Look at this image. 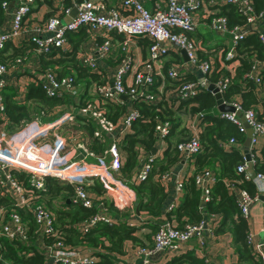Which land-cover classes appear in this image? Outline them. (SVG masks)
Returning a JSON list of instances; mask_svg holds the SVG:
<instances>
[{
    "label": "built area",
    "instance_id": "2783aa9c",
    "mask_svg": "<svg viewBox=\"0 0 264 264\" xmlns=\"http://www.w3.org/2000/svg\"><path fill=\"white\" fill-rule=\"evenodd\" d=\"M31 3L32 0H17L10 12L9 30L0 32V48L7 40L16 38L20 34L22 22L29 13ZM224 4L233 5L237 14L243 18V22L228 26L227 19L223 15L211 13L207 16L206 21L210 30L228 36L225 50L223 49V60H232L237 43L249 34H255L264 47V28L258 30L255 25L264 16V5L256 12L250 0H165L162 7L158 6L153 10L146 9L139 0H120L119 7L114 9H105L96 0H80L75 4L74 15L67 21H61L59 15H51L44 20L42 26L33 29L34 32L29 40L35 45V51L47 53L53 48L62 49L66 44L68 32H74L81 27L90 32L102 29L105 39L95 48L96 55L102 57L109 51V33L111 32L121 35L124 42L133 36L147 38L149 42L147 57L140 68H133L131 59H122L113 69L110 81L93 83L91 91L104 100L115 101L125 97L155 103L159 99V94L154 95L149 91L153 83V64L167 53L169 45L183 49L187 61L191 64L197 63V66H194L198 67L203 74L206 75L212 71L211 60H198L195 45L186 34L193 32L195 28L193 11L203 6L218 10V7ZM7 5V2H1L3 9ZM68 11L67 8L63 9L64 14ZM19 61V58H15L12 65L0 63V114L4 110L1 90L9 83L5 74L8 68L13 67ZM81 62L90 68L95 67L94 60L89 56L83 57ZM231 69H227L229 73ZM260 71H264V59H251L249 70L243 74V77L259 85L261 83ZM180 74L176 67L166 70V75L174 80L178 79ZM126 76H129L127 81H125ZM36 79L35 84L40 86L46 96H58L61 93L76 95V88L72 82L74 79L71 76L58 77L55 72L46 69ZM227 82L228 77H223L213 83L219 94L226 89ZM208 84L206 77H202L181 83L174 91L178 98L184 99L197 93L201 88H206ZM223 103L232 106L233 111L220 112L219 117L228 120L239 132H243L245 130L243 122L235 113L237 112L251 129L246 150L252 167L254 159L258 156L259 140L264 137V121L256 118L252 108H241L238 101L223 100ZM76 115L91 119L96 124L94 136L103 140L113 132H116L117 136H122L129 130L130 123L137 113L135 110H130L123 115L118 125H114L99 109L86 102L77 108H69L50 120L42 122L35 118L29 124L25 123L10 133L0 131V190L13 199V207H25L31 200L33 191L25 190L22 184L11 176L10 171L24 174L27 177L28 186L34 190L42 189L43 181L47 177L73 186V203L85 209L93 206L86 187L90 186L92 181L97 180L111 201L117 203L118 196L121 191H125V188L115 179L120 167V156L117 154L114 142H110L102 156L97 157L87 149L78 136L63 135L60 132L62 126L73 122ZM190 127L192 129L191 138L176 144L181 162L191 159L200 149L196 130L192 125ZM153 128L156 137L162 139L168 133L169 123L157 120ZM232 144H234V139L228 138L223 143L224 149ZM160 145L161 141L156 145L155 151L160 149ZM240 148L243 150L242 146ZM107 155L109 160L103 162ZM150 159L149 155L141 159L135 175L136 181H142L145 178L149 170ZM242 160L243 162L236 167V171L242 173L243 177L248 180L247 162L243 157ZM169 174L170 171L160 178L164 179ZM193 182L201 192V201L208 202L210 200L209 189L214 183L213 176L208 172H203L195 175ZM251 182L255 188V193L251 196L243 190L232 188L231 185L227 190L233 194L236 190L235 202L243 219L248 217L250 206L255 202H260L261 233L264 237V173L253 174ZM175 184L177 193L182 189V178H179ZM172 207L173 204L168 206L167 210ZM95 210L88 220L74 228L79 232H86L96 224L110 226L118 223L117 216L111 215L102 202L95 205ZM32 217L39 233L53 240L49 243L50 245L43 246L47 264H93L96 262L97 259L83 253L79 248L69 247L58 241L60 240L59 234L52 228V218L43 207L40 205L34 207ZM215 217L211 214L204 215V219L196 225H185L181 230H177L174 225L167 222L161 223L152 236V245L136 249L140 264H160L159 257L162 254H176L193 239L202 245L205 242L203 235L211 234L212 224L216 223ZM25 232V226L19 215L14 211L7 214L0 207V237L8 241L24 242ZM246 240L248 243L249 236ZM204 264H212V262L204 258Z\"/></svg>",
    "mask_w": 264,
    "mask_h": 264
},
{
    "label": "trees",
    "instance_id": "16d2710c",
    "mask_svg": "<svg viewBox=\"0 0 264 264\" xmlns=\"http://www.w3.org/2000/svg\"><path fill=\"white\" fill-rule=\"evenodd\" d=\"M2 1L9 4L12 0H0V26L4 21ZM250 1L256 12L261 10L264 5V0ZM218 8V14L226 17L228 26L243 22V18L237 14L233 5L224 4ZM186 35L188 37V34ZM28 43L29 47L35 50V45L30 40H28ZM148 43V41H145V44L148 45ZM225 47L226 45L219 49V58L217 60L215 58V63H212V71L205 75L207 81L216 82L218 79L228 77L227 87L221 93L222 99L227 102L238 101L241 108L253 109L256 104H260L262 111L260 113L255 109V115L259 121H264L262 119V116H264V98L259 100L255 95L254 83L243 77V74L249 70L251 59H264V47L255 34H249L237 43L234 49L235 56L230 61H225L222 58ZM44 54L41 53V55ZM23 55L20 51H13L12 54L4 57L2 51H0V63L12 65L15 58H21ZM197 58L200 59L199 56ZM235 61L237 67L231 69L228 65ZM55 62H59V60ZM48 64L45 61L43 69ZM226 69H231V72L229 73ZM77 70H79L80 75L88 77L89 80L85 82L86 85L93 80H95L93 82L95 84L106 82L96 81L99 78L92 73L83 72L85 71L84 68L79 67ZM56 75L60 77L62 74L56 73ZM259 75L264 83V71H260ZM78 80L79 77L76 76L72 81L73 84L75 85ZM189 81L194 80L182 74L176 80L168 76L165 78L168 88H172L175 95L173 101L176 102V109L173 108V102L167 104L159 92L153 91L154 84L149 87V91L154 95L159 94V99L155 103L144 99L128 98H118L115 101L104 100L96 95H88L87 90L77 96L78 98L74 101L73 95L61 93L58 96H46L38 84H29L22 102L17 103L8 94L4 96V110L0 114V130L15 131L21 125L23 126L33 114L35 116L37 113H41V120L47 121L54 118L53 112L55 109H58L54 114L56 117L61 112H65L72 107L81 106L86 102L99 109L114 125L119 124L125 113L135 110L137 115L131 121L129 130L122 135L117 143L123 162L117 170L116 178L133 193L134 202L137 203V211L153 218L158 217L160 213H163L167 219L173 217L172 219H175L178 223L175 227L177 230H181L185 225H196L204 219V215L217 216L220 221L214 231L216 234L226 230L230 233L232 245L238 258L237 261L239 263L261 264L259 260H254L250 254L246 240L245 221L236 206L234 194L229 193L227 190L228 186L231 185L232 188L243 190L250 196L255 193L251 178L249 177L246 180L242 173L236 171V167L243 162L239 146L243 142V134L228 120L211 114L210 110L214 108L215 101L213 95L205 88H201L197 93L187 98H178L174 91L175 88L178 89L181 83ZM233 98L235 100H232ZM128 104L131 106L129 110H127ZM178 111L186 114L187 118L191 119L189 122H194L200 149L192 157L194 172L189 178L182 179V188L185 191L182 202L175 210L172 207L165 212L166 195L159 179L162 175L168 173L171 167L181 161L176 150V144L189 140L192 136L188 128V130L183 127L177 129L180 124ZM157 120L169 123L168 133L162 139L157 138L154 134L153 127ZM95 128L96 124L91 119L76 115L73 122L62 126L60 132L78 136L90 152L97 157H101L106 149L105 141L108 142V138L110 142H117V140L110 136L107 140H105V137L103 140L99 139L93 134ZM228 138H233L234 144L224 149L223 143ZM159 141H161L160 153L157 155L154 153L150 156L149 170L145 178L142 181H136L135 175L141 159L147 156L152 148H156ZM259 155L260 157L254 159V164L251 167L254 174L264 173V140ZM144 161L146 160L144 159ZM203 172L211 174L214 183L209 189L210 200L203 203L202 207L201 192L194 185L193 177ZM10 174L18 183L22 184L25 190H32L33 196L25 207L18 208L13 207V199L0 190V207L7 214L10 211L16 212L26 231L24 242L8 241L0 237V264H47L43 246L50 245L49 243L53 240L49 236L41 235L34 223L32 209L38 205L43 207L51 216L52 228L59 234L60 240L58 241L69 247H77L83 253L97 259L93 264H113L108 258L109 254H120L122 243L126 240L137 242L136 238L133 237L137 229L124 224L115 226L96 224L86 232H79L78 229L74 228V226L88 220L94 214L96 211L95 205L98 202H102L111 215L117 216V212L111 204L98 201L92 208L85 209L73 203L74 188L69 184L47 177L43 181V188L34 190L28 186L27 177L24 174L15 171H10ZM86 191L92 192L97 198H103V190L96 181H92L90 186L86 187ZM148 226L153 236L158 229V225ZM40 244H42L41 247ZM165 264L204 263L193 255L186 254L173 257Z\"/></svg>",
    "mask_w": 264,
    "mask_h": 264
},
{
    "label": "crops",
    "instance_id": "0c3cea01",
    "mask_svg": "<svg viewBox=\"0 0 264 264\" xmlns=\"http://www.w3.org/2000/svg\"><path fill=\"white\" fill-rule=\"evenodd\" d=\"M76 0H32L30 5L29 13L26 15L22 22L20 34L16 38H12L7 40L3 46L0 48L2 51V55L6 57L7 55L12 54L13 51H20L24 54L18 63H15L13 67L8 68L5 77L8 80V84L4 89L1 90L2 96H6L7 94L12 96L17 103L22 102L26 93V88L29 84H35L37 80L36 77L41 74L46 69H49L55 73H61V76H71V77H79V80L75 84L76 95H73V100L76 101L77 96H79L82 92L87 90L88 95H96L91 91V87L93 81H89L86 85V81L89 80L88 77L84 75H80L79 70L77 68H84L85 73H92L97 76L99 79L96 81H110L111 74L115 66L120 62V60L128 58L131 59L133 68H140L143 64V61L147 57V42L148 39L141 36H133L130 37L125 42L121 35L115 33H109L110 37V48L109 51L102 57H98L95 52L96 46L101 43L105 37L103 34V30L99 29L94 32L86 31L84 27L77 29L74 32H68L66 34V44L62 49L53 48L48 54L45 53L41 55V53L32 50L29 47L28 40L34 32L35 27L42 26L44 20L51 15H59L61 21H67L71 15L70 11L72 7L75 6ZM103 5L105 9L117 8L119 7L120 0H96ZM141 4L148 10H153L154 8L162 7L164 5L165 0H139ZM205 1V0H203ZM17 0H13L12 6L10 3L7 5L4 12V21L0 26V32H7L10 27V12L14 8ZM69 9L67 14L63 13V9ZM218 10L212 9L211 7H201L197 10L193 11V15L195 18V28L194 31L188 34V37L193 41L195 45L196 55L199 56L201 60H211L214 64L215 61L219 58V49L225 46L228 41V36L221 35L210 30L206 18L209 14L214 13L218 14ZM264 16L256 22V28L258 30L264 28ZM215 33L220 36L219 40H214L210 37L209 33ZM223 40V41H222ZM85 56H89L94 60L95 67L90 68L82 64V58ZM186 56V55H185ZM216 58V60H215ZM59 60V62H55ZM47 61L49 63L47 67H44V62ZM212 64V67H213ZM196 64H191L190 62L184 61L181 54L180 49L169 45L167 53L157 60L153 64V83L154 90L160 93V96L163 97L164 101L167 104L171 102L173 108L176 109L174 93L172 92V88H168L165 78L166 70L170 67H176L182 75L193 78L196 80L198 78L205 77ZM230 67H237V62H233ZM227 71V69H226ZM82 74V73H81ZM232 75V74H230ZM73 78V79H74ZM127 78L129 76L125 77ZM261 79V78H260ZM209 83H214L210 82ZM261 83L256 85L254 82V91L257 98H264V83L261 79ZM227 87V86H226ZM153 89V88H152ZM207 90V88H205ZM208 91V90H207ZM210 92V91H209ZM211 93V92H210ZM15 94V95H14ZM212 94V93H211ZM213 95V94H212ZM221 95V94H220ZM98 96V95H96ZM100 97V96H99ZM125 98V97H121ZM222 98V96H221ZM162 99V100H163ZM232 100H235L233 98ZM223 102V99H222ZM227 102V101H226ZM230 102V101H228ZM28 104V103H27ZM226 104V103H225ZM127 110L131 109V106L127 105ZM176 107V108H175ZM77 108V107H75ZM173 109V110H174ZM262 111L260 104H256L253 108L256 114V110ZM58 109L54 110V114ZM211 114L218 115L219 111L217 110L216 104H214V108L210 110ZM53 114V117H55ZM178 117L180 119V124L177 129L185 128L186 130H190L192 133L191 125L197 132L196 126L194 122H189L191 119L187 118L186 114H183L181 111L177 112ZM41 113L34 114L30 117L29 120H26L25 123L29 124L32 120L39 119L41 120ZM264 119V116H262ZM189 122V123H188ZM24 123V124H25ZM191 123V124H190ZM23 124V125H24ZM22 126V125H21ZM188 128V129H187ZM19 129V128H18ZM245 129V128H244ZM3 131V130H0ZM243 134V140L245 137V130L241 132ZM155 134V133H154ZM63 135H67L63 133ZM110 137L115 138L117 142H114L117 154L120 156V165L123 162L122 155L120 150L118 149L117 143L122 138V136H117L116 132L110 134ZM107 140V138H105ZM264 137L260 138L258 143V156L255 159L260 157L259 152L261 149V145L263 143ZM106 143V149L110 145V140L108 138V142ZM242 144V143H241ZM239 146H242V145ZM163 145V144H162ZM155 149V148H154ZM164 149V148H163ZM243 150H241V155ZM160 153V149L155 151V155ZM142 157V156H141ZM103 162H107L109 160V156H105ZM96 163V162H94ZM194 172V166L192 162V158L183 162L177 163L175 166L170 168V174L167 175L164 179H159V182L163 188V191L166 195V206L165 212L168 206L173 204V209L175 210L180 203L182 202L183 196L185 194L184 188H182L177 193L175 192V183L180 178L187 179ZM116 180H118L115 177ZM102 189L101 184L95 180ZM119 181V180H118ZM120 182V181H119ZM125 188L124 192L121 191L120 195L117 198V203L111 201L110 197H108L103 190V198H97L93 195L92 192H87L88 196L91 200V203L94 205L98 201L106 202V204H111L113 209L117 212V224H124L130 227H134L137 230L134 232L133 237L136 238L137 242H132L126 240L122 243L121 253L120 254H109L108 258L113 264H138L139 260L136 256V249L141 246L149 247L152 244V233L150 232V228L148 225H160L163 222H167L169 224L174 225L175 227L178 225L175 219H167L163 213H160L158 217H149L147 214L143 212L137 211V203L134 201L133 193L129 191L128 187L120 182ZM255 189V188H254ZM236 190H234V194ZM176 194V195H175ZM104 199V200H103ZM203 207V206H202ZM163 208V209H164ZM108 210V209H107ZM109 211V210H108ZM110 212V211H109ZM220 218L215 217V222L212 224L211 234H204L203 238L205 242L200 245L195 239L190 240L186 243L178 253H165L159 257V263L165 264L170 261L173 257L182 256L186 254L193 255L196 259L201 260L204 263V258L208 259L212 262V264H248V263H239L237 261V254L232 245V237L230 233L226 230L224 232H220L216 234L214 231L215 227L218 226ZM247 229V236H249L248 247L250 250V254L253 256L254 260H259L261 264H264V237L261 233V224H260V202H255L250 206L248 217L244 219ZM116 224V225H117ZM115 226V225H114ZM246 236V239H247ZM42 244H40V247Z\"/></svg>",
    "mask_w": 264,
    "mask_h": 264
},
{
    "label": "water",
    "instance_id": "95a60500",
    "mask_svg": "<svg viewBox=\"0 0 264 264\" xmlns=\"http://www.w3.org/2000/svg\"><path fill=\"white\" fill-rule=\"evenodd\" d=\"M79 1L80 0H76L75 1V3H79ZM12 4H13V0L10 2V6H12ZM74 13H75V6L74 7H72V9H71V11H70V15H71V17L74 15ZM180 54H181V56H182V58H183V60L184 61H186V56H185V52H184V50L183 49H180ZM207 90L208 91H210L212 94H213V98H214V101H215V104H216V106H217V110L219 111V112H225V111H233V108H232V106H230V105H227V104H224L223 102H222V98H221V95L216 91V88L214 87V85H213V83H209L208 85H207ZM237 115H239V117H240V119H241V121L243 122V126H244V128H245V137H244V140H243V142H242V148H243V152H242V157L244 158V160L247 162V171H246V173H247V175H248V177H253V170H252V168H251V165H250V163H249V155H248V153H247V148H248V145H249V139H250V136H251V129H250V127L246 124V122H244L243 121V117L240 115V114H238L237 112H235ZM155 153V149L154 148H152L150 151H149V156H151V155H153ZM147 155V156H148ZM204 204H203V202L201 203V206H203ZM138 258V260H139V263L138 264H140V258L139 257H137Z\"/></svg>",
    "mask_w": 264,
    "mask_h": 264
},
{
    "label": "rangeland",
    "instance_id": "374dc122",
    "mask_svg": "<svg viewBox=\"0 0 264 264\" xmlns=\"http://www.w3.org/2000/svg\"><path fill=\"white\" fill-rule=\"evenodd\" d=\"M210 34V37H212L214 40H219L220 36L216 35L215 33H209ZM223 41V40H222ZM78 98V97H77ZM2 130V129H1ZM5 133H10L9 131H6L5 130ZM72 134V133H71ZM90 161V160H89Z\"/></svg>",
    "mask_w": 264,
    "mask_h": 264
}]
</instances>
